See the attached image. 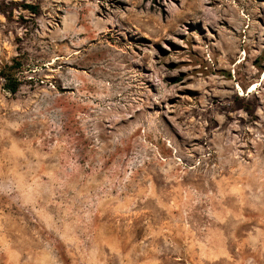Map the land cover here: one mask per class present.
I'll use <instances>...</instances> for the list:
<instances>
[{
	"label": "rangeland",
	"instance_id": "1",
	"mask_svg": "<svg viewBox=\"0 0 264 264\" xmlns=\"http://www.w3.org/2000/svg\"><path fill=\"white\" fill-rule=\"evenodd\" d=\"M0 264H264V0H0Z\"/></svg>",
	"mask_w": 264,
	"mask_h": 264
},
{
	"label": "trees",
	"instance_id": "2",
	"mask_svg": "<svg viewBox=\"0 0 264 264\" xmlns=\"http://www.w3.org/2000/svg\"><path fill=\"white\" fill-rule=\"evenodd\" d=\"M30 8L33 9V10H37V8H35L32 5H31ZM6 79H7V83H8L7 84V88L9 90H11V92L15 93L18 90V88H19V82L17 81V79H15L13 77H11V79H9L8 77H6Z\"/></svg>",
	"mask_w": 264,
	"mask_h": 264
},
{
	"label": "bare ground",
	"instance_id": "3",
	"mask_svg": "<svg viewBox=\"0 0 264 264\" xmlns=\"http://www.w3.org/2000/svg\"><path fill=\"white\" fill-rule=\"evenodd\" d=\"M256 87H257V86H254L253 89H252V91H254V90L256 89ZM250 91H251V90H250Z\"/></svg>",
	"mask_w": 264,
	"mask_h": 264
}]
</instances>
